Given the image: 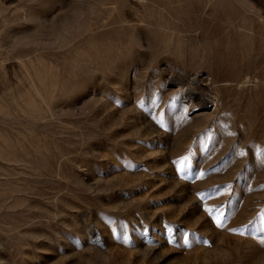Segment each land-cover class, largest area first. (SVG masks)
Wrapping results in <instances>:
<instances>
[{
  "label": "rangeland",
  "instance_id": "1",
  "mask_svg": "<svg viewBox=\"0 0 264 264\" xmlns=\"http://www.w3.org/2000/svg\"><path fill=\"white\" fill-rule=\"evenodd\" d=\"M0 264H264V0H0Z\"/></svg>",
  "mask_w": 264,
  "mask_h": 264
},
{
  "label": "bare ground",
  "instance_id": "2",
  "mask_svg": "<svg viewBox=\"0 0 264 264\" xmlns=\"http://www.w3.org/2000/svg\"><path fill=\"white\" fill-rule=\"evenodd\" d=\"M186 96H187L186 97L187 100L191 102V105H194V106H200V105L208 104L209 102H211V98L207 94L202 93L199 95L195 93L194 91H192L190 88H187ZM193 96L197 100L196 103H194L192 100Z\"/></svg>",
  "mask_w": 264,
  "mask_h": 264
}]
</instances>
